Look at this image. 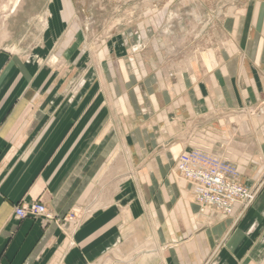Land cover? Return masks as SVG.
<instances>
[{
    "label": "crops",
    "instance_id": "1",
    "mask_svg": "<svg viewBox=\"0 0 264 264\" xmlns=\"http://www.w3.org/2000/svg\"><path fill=\"white\" fill-rule=\"evenodd\" d=\"M237 23L199 77L125 59L135 93L115 61L81 86L54 55L0 52V264H264V5ZM193 147L236 168L243 209L198 203L175 169ZM34 201L53 218L14 216Z\"/></svg>",
    "mask_w": 264,
    "mask_h": 264
},
{
    "label": "rangeland",
    "instance_id": "2",
    "mask_svg": "<svg viewBox=\"0 0 264 264\" xmlns=\"http://www.w3.org/2000/svg\"><path fill=\"white\" fill-rule=\"evenodd\" d=\"M11 4L12 0H0V52L34 63L40 58L49 62L54 55L49 64L60 67L61 75L77 76L81 86L93 62L115 61L135 93L136 77L133 71L126 72L125 59L129 63L140 61L145 67L156 62L159 70H175L177 79L181 73L188 77L187 70L194 77L204 75L212 68L204 64V58L209 53L217 58L222 47L234 50L230 42H236L233 34L237 22L252 14L256 4L264 5V0H20L9 12ZM52 58L57 61L53 63ZM153 71L144 79L147 92L156 80ZM105 73L110 77L108 71ZM161 82L164 87L166 83ZM95 90L100 92L98 88L90 91ZM199 150L211 155L198 147L182 151L175 169L188 153L198 156ZM222 160L225 168L236 170ZM213 167L211 164L208 169ZM227 181L248 190L240 180L228 177ZM263 183L264 176L255 186L257 192ZM220 196L232 202V193ZM235 198L242 200L238 195ZM198 201L202 202L200 198ZM236 204L244 208L243 202Z\"/></svg>",
    "mask_w": 264,
    "mask_h": 264
},
{
    "label": "built area",
    "instance_id": "3",
    "mask_svg": "<svg viewBox=\"0 0 264 264\" xmlns=\"http://www.w3.org/2000/svg\"><path fill=\"white\" fill-rule=\"evenodd\" d=\"M213 164L214 167L208 169L209 165ZM179 167L184 168V175L187 178H190L192 182L198 184L197 195L198 199L202 201L201 203H207L208 206H215L212 202L221 201L224 208L222 209L226 213H230L235 203L250 202L251 196L246 195V189H243L240 186L230 185L227 181V178H222L216 174L215 162L211 159L204 158L202 156H186V159H181L179 162ZM222 169L231 173V168L224 165L221 166ZM214 177V178H213ZM201 186H205L202 188ZM231 186H234L231 187ZM228 187V188H227ZM232 193L233 197H230V201H226L221 198L220 193ZM215 195V196H214ZM235 195H238L242 199L241 201L235 198ZM245 198V199H244ZM244 199V200H243ZM205 205V204H204ZM217 207V206H216ZM14 216L17 219L32 217V218H43L44 221H49L53 217L47 212L43 203L39 201L25 203L22 202L14 206Z\"/></svg>",
    "mask_w": 264,
    "mask_h": 264
},
{
    "label": "bare ground",
    "instance_id": "4",
    "mask_svg": "<svg viewBox=\"0 0 264 264\" xmlns=\"http://www.w3.org/2000/svg\"><path fill=\"white\" fill-rule=\"evenodd\" d=\"M19 1L20 0H12V4H11V6H10V8H9V12H13L14 10H15V8L17 7V5H18V3H19ZM44 24H46V23H44ZM206 55V54H205ZM202 57V56H201ZM214 59V58H213ZM52 60L54 61V58H52ZM204 61L205 62H209V61H212V55H211V53H209L208 54V57H206V58H204ZM216 62V61H215ZM246 129V128H245ZM240 151V150H239ZM238 150H237V152H239ZM192 152V151H191ZM191 152L190 153H188L186 156H189V154H191ZM197 153H198V156H197V158L198 157H200V156H202V157H204V158H208V159H211V160H213L214 162H215V166H216V174H218V175H220V176H223L222 178H227V177H232L233 179L236 177V170L232 167V166H229L230 168H231V173H227V171H225L224 169H222L221 168V166L222 165H224L225 164V162L222 160V159H220L219 157H217V156H212V155H209V154H206L205 152H203V151H201V150H199V151H197ZM177 170L179 171V173L181 174V175H183L184 177H185V175H184V168H181L180 169V167H179V163H178V165H177ZM185 178H187V177H185ZM214 178V177H213ZM187 179H189L190 181H192L190 178H187ZM234 181H235V179H234ZM195 183V182H194ZM198 185V184H197ZM202 188H205V186H201ZM228 188V187H227ZM246 192V195H250L251 196V200H252V198H253V194L249 191V190H246L245 191ZM245 199V198H244ZM243 199V200H244ZM196 200L198 201V195H197V192H196ZM250 200V201H251ZM198 203L200 204V205H202V206H208V205H204L203 203H201V202H199L198 201ZM212 203H214L215 204V208H217V209H219L220 211H221V213L222 214H227L226 212H224L222 209L224 208V206H223V204L221 203V201H217V202H212ZM249 203V201L246 203V204H248ZM217 206V207H216ZM231 212V211H230Z\"/></svg>",
    "mask_w": 264,
    "mask_h": 264
}]
</instances>
